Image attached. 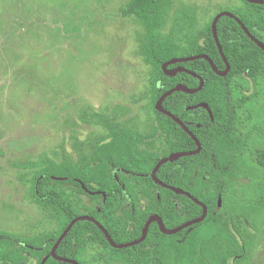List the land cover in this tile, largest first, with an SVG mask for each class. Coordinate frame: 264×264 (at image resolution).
Listing matches in <instances>:
<instances>
[{
    "label": "trees",
    "instance_id": "16d2710c",
    "mask_svg": "<svg viewBox=\"0 0 264 264\" xmlns=\"http://www.w3.org/2000/svg\"><path fill=\"white\" fill-rule=\"evenodd\" d=\"M242 1L243 7L231 11L264 43V4ZM123 12L139 28L141 53L150 67L153 130L143 133L103 121L107 130L91 145L84 165L35 162L34 198L55 212L57 227L27 238L0 230V264H72L54 258L52 248L80 215L96 218L114 241L127 243L142 236L153 214L170 229L203 214L202 205L157 183L152 171L163 157L197 148L156 103L179 84L200 85L188 71L165 73L163 64L173 58L207 54L219 70L226 69L213 34L214 18L196 26L180 0H129ZM217 34L229 73L219 75L205 58L170 64L169 69L182 66L197 73L204 85L196 93L175 91L163 101L200 140L202 150L168 161L157 172L162 181L202 201L208 208L205 219L175 234L164 233L154 221L144 241L124 248L113 247L95 222L79 220L60 243V256L81 264H248L264 231V50L233 17L220 18ZM200 103H207L212 113L196 106ZM75 178L102 193H89Z\"/></svg>",
    "mask_w": 264,
    "mask_h": 264
},
{
    "label": "rangeland",
    "instance_id": "374dc122",
    "mask_svg": "<svg viewBox=\"0 0 264 264\" xmlns=\"http://www.w3.org/2000/svg\"><path fill=\"white\" fill-rule=\"evenodd\" d=\"M128 1L0 0L1 230L27 238L56 228L54 212L33 195L35 162L84 165L107 130L103 121L153 130L150 67L139 28L123 12ZM180 2L196 26L243 7L242 0ZM248 264H264V231Z\"/></svg>",
    "mask_w": 264,
    "mask_h": 264
},
{
    "label": "water",
    "instance_id": "95a60500",
    "mask_svg": "<svg viewBox=\"0 0 264 264\" xmlns=\"http://www.w3.org/2000/svg\"><path fill=\"white\" fill-rule=\"evenodd\" d=\"M247 1L252 2V3L264 4V0H247ZM223 16H230V17L235 18L241 24L242 28L249 35V37L253 41H255L264 50V43L262 41H260L259 39H257L249 31L248 27L240 20V18L236 14H234L231 11H227V10L222 11V12L218 13L215 16V18L213 20V24H212V29H213V34H214V37L216 39L217 45L219 47V50H220V52H221V54L223 56V59H224L226 65H227L226 66V69L225 70H219L218 67L215 65L214 61L207 54H198V55H193V56H188V57H181V58L180 57H176V58H173V59H171V60H169V61H167V62H165L163 64L162 68H163L164 72L167 73V74H169V75H175V74H177L180 71H188L189 73H191L194 76H197L200 79V85L198 87H195V88H190V87H187L185 85L179 84V85L173 87L172 89L168 90L167 92H165L160 97V99L157 101V103H156V108L159 111H161V112L167 114L168 116L172 117L177 123H179L192 136V138L197 143V148L195 150H192V151L173 152V153L169 154L167 157H163L157 163V165L155 166V168L153 169V171H152V177L160 185H162L164 187H167V188H170L173 191H176L177 193L186 194L187 196H189L190 198H192L195 202H197L200 205H202L203 206V214L200 217L195 218V219H192V220H189V221L185 222L184 224H182V225H180V226H178L176 228H173V229L167 228L166 225L164 224L163 219L158 214H154V215L150 216V218L147 220V222L145 224V227L143 229L142 236L140 238L136 239V240H133V241H130V242H127V243H117L116 241H114V239L112 238L111 234L104 227V225L101 222H99L97 219H95L94 217L89 216V215H80V216L75 217L69 223V225L66 227V229L64 230V232L61 234V236L57 240L56 244L54 245V247L52 249V255L56 259L61 260V261H65V262H70L72 264H81L80 262H78L77 260H75L73 258L62 257V256H59L57 254V249H58L60 243L63 241V239L67 236V234L72 229V227L79 220H90V221L95 222L102 229V231L106 235L108 241L111 243V245L113 247H116V248H124V247H129V246L137 245V244L141 243L142 241H144L145 238H146V236H147V234H148L149 227H150L151 223L154 222V221H157L159 223V226H160L161 230L164 233H166V234H175V233L181 231L182 229H184V228H186V227H188V226H190L192 224L201 222V221H203L205 219V217L207 215V212H208V208H207V206L202 201H200L197 197H195L190 192L185 191L182 188H178V187H175L173 185L167 184L166 182L162 181L157 176L158 170L160 169V167L164 163H166L168 161H176L180 157H183V156H188V155H193V154L199 153L201 151V149H202L201 142L195 136V134L188 128V126L179 117H177L175 114H173L172 112H170L169 110H167V109L164 108L163 101H164V99L168 95L172 94L175 91H184V92H187V93H196V92L200 91L203 88V85H204V79L200 75H198L197 73H195V72H193L191 70H187L186 68H184L182 66L176 67L174 69H169V65L170 64L177 63V62H184V61L194 60V59H198V58H205V59H207L209 61V63L211 64L212 68L214 69V71H216V73H218L219 75L225 76V75H227L229 73V71L231 69V65H230V62L228 61L226 55L223 52V47H222V45L220 43V40H219V37H218V34H217V23L220 20V18L223 17ZM196 106H203V107H206V108L210 109L209 108V105L207 103H200V104H198ZM210 112H211V110H210ZM85 189H87L88 191H90V193H92V194H94L96 192L97 193H102V191H91L87 187H85ZM104 195L106 197V194L105 193H104Z\"/></svg>",
    "mask_w": 264,
    "mask_h": 264
},
{
    "label": "flooded vegetation",
    "instance_id": "af4514ba",
    "mask_svg": "<svg viewBox=\"0 0 264 264\" xmlns=\"http://www.w3.org/2000/svg\"><path fill=\"white\" fill-rule=\"evenodd\" d=\"M206 108V107H205ZM206 109H208V108H206ZM209 110V112H210V110L211 109H208ZM210 113H212V111L210 112ZM212 115V114H211ZM103 136V135H102ZM200 141V140H199ZM197 144V143H196ZM202 145V144H201ZM202 150V149H201ZM75 180H77L78 181V183H80V185L81 186H85L86 187V185L80 180V179H78V178H75ZM70 187V189H72V188H77L76 186H72V185H70L69 186ZM84 187V188H85ZM87 190V189H86ZM88 191V190H87ZM91 191H93V190H91ZM99 191V190H98ZM89 193H90V191H88ZM97 193V192H96ZM96 193H94V194H96ZM92 194V193H91ZM106 194V193H105ZM105 196V195H104ZM51 211H53V210H51ZM54 212V211H53ZM154 215V214H153ZM54 216H55V212H54ZM90 216V215H89ZM152 216V215H151ZM160 216V215H159ZM150 218V217H149ZM96 219V218H95ZM55 220H56V227H57V219H56V217H55ZM155 222H157V221H155ZM158 223V222H157ZM159 224V223H158ZM1 230V229H0ZM4 231H6V230H4ZM8 232H10V231H8ZM12 233H14V232H12ZM59 239V238H58ZM56 244V243H55ZM54 247V246H53ZM53 249V248H52ZM58 254V253H57ZM59 255V254H58ZM53 256V255H52ZM60 256V255H59ZM54 257V256H53ZM62 257H64V256H62ZM55 258V257H54ZM69 258V257H68ZM58 260V259H57ZM61 261V260H60ZM65 262V261H64ZM70 263V262H69Z\"/></svg>",
    "mask_w": 264,
    "mask_h": 264
}]
</instances>
